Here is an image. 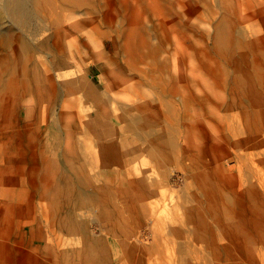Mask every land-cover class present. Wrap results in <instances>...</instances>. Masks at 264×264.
<instances>
[{
  "label": "rangeland",
  "instance_id": "rangeland-1",
  "mask_svg": "<svg viewBox=\"0 0 264 264\" xmlns=\"http://www.w3.org/2000/svg\"><path fill=\"white\" fill-rule=\"evenodd\" d=\"M122 4L140 8L145 23L135 27V41L150 57H116L113 68L93 63L65 69L58 95L86 86V78L102 92L108 77L125 80L128 92L108 94L116 102L81 100L84 92H73L87 109L73 141L65 121L32 111V90L15 106L12 121L22 115L29 125L25 142H8L7 158L16 159L10 177L15 192L7 197L0 189V264H264V0ZM9 25L6 19L0 30ZM11 27L28 43L48 46L52 30L31 35ZM118 44L111 38L99 43L108 55ZM44 84L39 74L41 91ZM159 97L171 102L169 114ZM29 106L33 113L27 115ZM126 114L137 122L134 131L125 128ZM155 127L165 131L172 161L147 154L154 137H139ZM189 131L198 135L195 141ZM33 143L36 152L29 149ZM117 145L122 154L113 149ZM121 157L143 187L137 192L147 195L142 218L119 195L115 175L127 177L118 168ZM102 192L110 198L105 203Z\"/></svg>",
  "mask_w": 264,
  "mask_h": 264
},
{
  "label": "bare ground",
  "instance_id": "bare-ground-1",
  "mask_svg": "<svg viewBox=\"0 0 264 264\" xmlns=\"http://www.w3.org/2000/svg\"><path fill=\"white\" fill-rule=\"evenodd\" d=\"M128 9H130L129 5H123L122 0H118V2L115 0L1 1L0 26L6 21V19H8L11 24L3 30H0V41L2 46L0 54V117H2V122L0 121V189L4 190L3 193H7V197L14 195L15 192L11 187L12 178L10 177L13 169L16 168L14 162L16 161L15 157H13V161L11 158H7L8 142L14 141L15 138L21 139L22 141L24 139L23 134H26L23 129H25L26 126L29 125L22 115L17 117V125L12 121V113L15 109L16 104L19 103V100L24 99L27 96L28 92L32 90L33 97L35 99L33 104L30 105L32 107V111L36 109L40 112L41 109H44L46 111V118L48 116L47 113H49L50 111L51 118L57 117L60 123L62 121L64 123L65 121V125L67 127V139H71V141H73L74 138H77V136L79 137V134L82 131H80V121L84 118V114H86L85 112L87 109L85 108L86 106L82 107V105L79 104L80 100L78 99V97L80 96V94L72 96V93L74 92V94H77L82 90L86 96L81 95V100L85 97H90L93 101L98 100L97 98H103V100L106 101L116 102L117 100L115 98L118 97L115 95L113 99L112 97L108 96V94H115L116 92H118V89L127 91L126 82L125 80H118L117 78L108 77L107 82L109 84L106 85L105 90L101 92L99 88H92L89 83L90 81L88 80V78H86V86L83 87L82 85H80L75 90L67 89V93L70 94L72 91L73 92L69 96L67 94H61L59 96L58 85L60 83L58 81L61 80V71H65L66 69L68 73V69H81L85 65H92L93 63H104L111 65L113 68L116 63V57H119L121 61H127V59L130 58L132 62L136 60L143 61L144 59L146 60L147 57H150L149 53L146 50H143L142 52L138 48V43L135 41V39H138L136 38V32L138 30L135 29V27L145 23L143 14L139 7H136V9L131 8L132 12L130 15ZM114 11H116L117 14H115ZM124 22L127 23L126 26H124ZM11 26L17 27L18 29L22 30L23 33L28 30L30 31L29 34L31 35H37L44 30H52L51 34H49L50 36L48 37V46H42V44L38 47L37 44V46H34L28 43V40L26 39L27 41H25L22 35L15 33ZM24 29L26 31H24ZM145 31L147 32L146 29ZM108 38L113 39L115 43H119V46H117V48H114L113 53L109 55L105 54V52L102 51V48H100L99 45L100 41L105 42ZM145 40L146 39L143 36V39L141 38V42L145 43ZM16 42H18V45H16ZM28 63H32V65L29 66ZM131 67H133V65H131ZM38 73L41 74V80L45 82L44 85L46 86V89H44L43 91H41V87L38 85ZM218 98H220V96ZM48 100L52 104H56H53L50 107L46 108L44 105H42V103ZM158 102H160V109H162L163 112H168L169 114L172 111L170 109V101L164 100L162 97H159ZM30 106L26 109L27 115L33 113ZM105 111L110 113V110L108 111V109ZM105 111H103L104 114ZM130 114H126L127 125L125 126V128L127 129V131H134L136 129L137 122L134 117L131 116L132 114ZM37 120L40 121L39 118H37ZM157 128L155 132L147 131L140 135L141 137L139 138L148 140L150 138L151 140L149 141H152L154 137L152 143L149 142L150 144H153V146L151 147L149 152H147V154L152 156L153 158L161 159L163 161H172L173 157L166 154L164 144L165 142L162 141L163 137L165 136L162 133H165V131H163L162 129L159 130ZM86 131L87 130H85V132ZM10 133L11 136L8 137ZM188 133L190 134V139H192L193 141H195V139L198 137V135L194 132L189 131ZM98 134L102 137L107 136L106 132H100ZM4 136L8 137L6 146H4V142L1 141ZM36 146V144H30L29 149H31L33 152H36ZM112 147L113 145H111L109 149H111ZM119 148L121 149V147L117 145L113 149H116L118 152H120V154H122ZM17 151L19 153V148ZM140 154H142L141 150ZM118 162V168L120 169L119 171H122L121 173L123 174L126 172L127 174L126 179L123 180L120 175H115V177L120 180V182L118 183V185H120V187L118 188L119 195L120 193L125 194L127 198L126 209L129 210L132 215L137 216L138 218H142L146 213L143 205L147 195L137 192L142 190L143 187L139 186L138 183L135 182V179L132 175L133 169L130 166H126V168H124L125 165L129 164V159H124V157H121ZM75 167L70 165L68 166L69 169L74 168V170L76 169ZM102 195V203H105L108 199L110 200V198L106 199L105 193L102 192ZM113 203L117 205L118 200L113 201ZM184 245L185 243L183 244V246ZM2 249L4 250V247H2ZM191 257L194 258V255L192 253Z\"/></svg>",
  "mask_w": 264,
  "mask_h": 264
}]
</instances>
